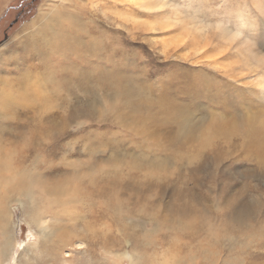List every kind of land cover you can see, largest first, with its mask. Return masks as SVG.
I'll use <instances>...</instances> for the list:
<instances>
[{"label": "rangeland", "instance_id": "1", "mask_svg": "<svg viewBox=\"0 0 264 264\" xmlns=\"http://www.w3.org/2000/svg\"><path fill=\"white\" fill-rule=\"evenodd\" d=\"M72 1L0 0V81L40 73L32 58H50L39 94L22 78L44 108L0 111L39 194L22 206L13 196L16 241L0 264H264V136L246 125L264 121V0H78L116 61L82 65L63 83L51 55L61 34L47 22L50 7ZM41 11L48 18L31 24ZM166 103L173 109L156 118ZM55 193L78 207L81 240L69 253L45 248L29 223Z\"/></svg>", "mask_w": 264, "mask_h": 264}, {"label": "bare ground", "instance_id": "2", "mask_svg": "<svg viewBox=\"0 0 264 264\" xmlns=\"http://www.w3.org/2000/svg\"><path fill=\"white\" fill-rule=\"evenodd\" d=\"M77 1L78 0H73L72 2H77ZM76 5L77 6H75V4L72 3L71 6H68L66 5V2H62L61 4L55 6V10H54L55 13H53L52 7L49 8V12L51 13V15H50L49 21L47 22V25L48 27L52 28L53 31H55L54 30L55 28L56 31L58 30L59 33L61 34V36H57L56 38V39H59L60 41L55 42L56 45L54 46L53 49L51 48L52 49L51 55L53 56L55 61L57 60L58 62L57 63L58 67L57 68L55 67L56 68L55 73L58 78L62 79L63 83L66 81L67 75L70 77H73L74 73H76L77 71H80V68L82 65H87V66H90L91 68L94 67L97 71H103L104 65L100 64L99 61L105 62L104 60H106V62L110 63L111 65H113V63H115L116 61L114 57H115V53L117 52V49L112 44L107 43L108 41L106 43L104 42L106 32H102L96 38L95 33L98 34L99 30L96 29V31H94L91 29L92 32H94L92 33L90 32L88 25L86 28V23L83 20L85 19L84 14H83V8L82 6H80L79 1L76 3ZM90 15L92 18L91 21L94 22L93 20H95V14L93 12H90ZM44 18H48V16L47 14L45 16L42 15V11H41L40 14L36 17V19L33 20L31 24L34 23L35 25V22H37L38 20L42 22L41 20ZM102 21L106 24L109 23L105 18H103ZM65 26H66V30H65ZM48 27L46 26V28ZM26 28L30 29L28 26ZM46 28L44 30H46ZM46 35H43V36H46ZM37 40H39L38 36H37ZM30 41H33V39ZM24 42L27 43V41H24ZM12 44L13 43H11V45ZM50 46H51V43H50ZM29 48H31V46H29ZM99 54H105V55L104 57H100L99 59H97L99 57ZM24 57L25 56H23V58ZM48 59L50 58H47L46 55L35 56L32 58L34 63L37 61L39 64H41L42 71L40 73H37L35 75H30L28 74V72L30 71L24 69V70H21L19 75L18 74L15 75L11 73L12 74L11 76V74L10 75L7 74V77L3 78V81H0V111H4V116L6 118L8 119L16 118L18 115H20L19 110L27 111L28 114L33 116V115H36L37 110L44 108L42 104H40V101L34 100V98L36 97L34 96V94L23 90L22 78L32 77L33 81H37L38 85L37 84L35 85L36 87L35 94H39L41 88H43V86L39 82L40 80L45 79L43 78L42 74L45 73L43 71H47V69H44V68H46L49 65ZM17 63H20V62H17ZM51 72L52 70L50 71V73ZM22 75L23 77L20 78V76ZM96 76L98 75L95 73H84L81 79L91 80L95 78ZM109 76L111 78H114L113 73L111 72H109ZM184 87L185 85L182 86L183 89ZM52 91L53 89H51L47 93H55V91L54 92ZM217 98L214 95V101H217ZM21 99L25 100L24 106L22 108L19 107V105H21L20 103ZM230 104H232V102H230ZM173 107H174V104L166 103L164 108L162 109L158 108L157 113L155 115L156 118L164 117L168 115L173 109ZM43 111H46V110L44 109ZM186 117L187 116H184L182 119H179L176 122H183ZM262 118H264V115L262 116ZM170 123L171 122L168 120H163L162 123L159 122V124L168 126V127ZM246 125H247V128L252 129L253 132L258 131V133H261L264 136V121H262V128L255 127L251 121H249ZM7 135H8V131L6 129L0 130V260L2 263L5 261V257H8V255L12 252L14 248V241H16L12 235L13 233V226H12V223H13L12 198L13 196H16L18 198L16 203H19V205L22 206L24 203L23 199L21 198L22 195L27 194L30 197V199L37 198L39 195L38 192L35 190L33 183L28 182L31 180L25 177L26 171L17 168L20 164V154H21L19 143L16 142L15 144V151H16L15 152L10 147H8ZM14 157L16 158L15 166H9L7 164V161ZM15 172H19L21 173V175H14L13 173ZM73 203L74 202L72 200L65 198L64 196L60 194L55 193L54 195H52L50 199L47 200V204L42 212L33 211L30 214L29 223L30 225L32 224L38 230H40L39 235H38L40 238L39 243L43 245L45 248H47L49 245L55 246L58 244L60 246L59 249H56L55 247V249L58 252L69 253V251H67L66 248L71 246V244H73L75 240L77 239L79 241L81 240V237L78 234L77 226H76V224L80 223L78 207L72 206ZM10 208L11 210L8 213ZM20 209L23 211L22 207H20ZM56 217H58L59 221L62 222L58 226V231L56 230L57 225L55 224ZM83 244H84L83 242H78L77 246L80 247ZM28 250L26 252H28ZM58 261H59V264H63V262L65 261V256L60 257ZM24 264H35V263L31 259L25 258Z\"/></svg>", "mask_w": 264, "mask_h": 264}]
</instances>
